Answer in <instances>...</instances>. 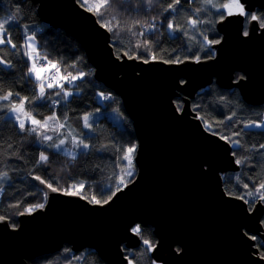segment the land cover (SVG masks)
<instances>
[{
	"label": "water",
	"instance_id": "95a60500",
	"mask_svg": "<svg viewBox=\"0 0 264 264\" xmlns=\"http://www.w3.org/2000/svg\"><path fill=\"white\" fill-rule=\"evenodd\" d=\"M34 1L42 21L79 41L96 80L122 99L138 139L137 174L106 204L52 191L32 177L48 199L43 208L20 214L17 226L0 216V264H29L65 244L95 249L108 264H129L125 247L143 244L131 229L146 224L158 237L151 257L163 264H264L251 238H264V201L250 206L227 192L223 174L241 168L233 145L206 128L191 106L213 82L239 89L250 104H264V29L253 32L249 24L244 36V17L218 20L223 37L214 58L145 63L137 55H117L111 32L78 0ZM242 2L248 12L264 10V0Z\"/></svg>",
	"mask_w": 264,
	"mask_h": 264
},
{
	"label": "trees",
	"instance_id": "16d2710c",
	"mask_svg": "<svg viewBox=\"0 0 264 264\" xmlns=\"http://www.w3.org/2000/svg\"><path fill=\"white\" fill-rule=\"evenodd\" d=\"M174 0H154L148 5L146 0H111V7L104 13V19L98 17L101 23L110 20L113 16L114 31L111 32V40L117 55L127 53L137 55L139 58L150 60L163 59L175 61L194 58L199 55L201 59L212 57L216 53L214 48L203 47V39L199 33L191 31L187 24L190 19H196V9H201L198 18L211 23H201L202 32L209 39H220L221 34L216 28L218 14L202 4V0H181L177 5V13L171 14L164 11L169 3ZM13 15L20 27L12 32L13 42L19 48L22 41L18 34L25 25L28 33H34L37 38V47L40 52L47 53L48 59L54 62L60 61L61 74L65 66L76 65V69L68 68V71L76 75L78 72L87 73L82 80H77L74 85L65 83V88L73 92L67 98L51 96L43 101L36 100L38 88L33 83V78H26L27 66L30 61L23 56L22 52L9 50L7 45L0 46L5 52L0 53L6 64L0 65V95L12 92L10 101L0 100V173L7 172L6 179L0 181V216L9 220L12 226L19 223V215L27 212L26 209L35 205L46 203V191L32 181V177H41L44 183L52 187L69 192L71 185L76 181H84L85 184L80 192L86 198L96 199L103 203L113 196L119 177L128 171V162L122 157L128 148L136 150L138 139L135 133L133 121L124 108L122 99L112 89L106 87L94 77V68L89 62L86 52L71 34L61 28L53 27L42 21L38 12V3L34 0H0V17ZM262 17V12L260 11ZM155 17V20L152 18ZM182 29H187V34L172 32L167 28L169 20ZM120 27L115 28L116 22ZM139 21L140 23H136ZM155 24V29L143 27V25ZM131 28V31H129ZM143 32V35L140 33ZM175 37V38H174ZM140 45V47H137ZM147 49V50H146ZM15 53V54H14ZM27 62V65H26ZM10 65V67H9ZM240 76V73L236 74ZM79 85V87H76ZM58 89H46L52 94ZM114 97L107 100L100 95ZM28 97L31 103L25 104L38 120L48 117L54 113L61 123L70 126L76 131L81 140L88 144V149L79 150L77 154H70L55 147L56 138H61L59 132L53 133L46 144H41L35 133L19 130L18 122L9 116L6 107L12 102L19 103L16 97ZM100 98H95V96ZM52 101H59L53 104ZM177 106L183 105V96L175 98ZM193 109L202 121L211 124V130L220 135L238 140L239 146L233 145V152L237 160H241V168L238 171L223 174L224 187L229 194L243 196L249 205L257 201L256 190L264 183V128H246V124L253 121H261L264 117V104L254 105L246 102L239 89H226L213 82L201 89L192 101ZM118 107L124 114L123 125L116 124L109 116L103 115L97 121H92V130L83 125V115L99 108ZM30 125L26 123V128ZM209 129V128H208ZM64 134V135H63ZM66 136L67 130L60 136ZM48 157L47 161L41 162L40 155ZM135 151L131 153L132 168L134 174L127 179L130 182L137 171V165L133 160ZM248 187L245 188L244 185ZM77 192V190H74ZM252 192V196L247 193ZM255 198V199H253ZM264 224V216H263ZM141 237L151 241L154 246L157 236L152 225H142ZM256 246L259 247L260 255H264V241L256 235ZM129 252L132 264H152L151 250L142 244L139 248H126ZM132 252V253H130ZM29 264H108L103 260L98 251L87 248L82 251H74L69 244L54 252L41 255L29 262Z\"/></svg>",
	"mask_w": 264,
	"mask_h": 264
},
{
	"label": "snow or ice",
	"instance_id": "6c2138e0",
	"mask_svg": "<svg viewBox=\"0 0 264 264\" xmlns=\"http://www.w3.org/2000/svg\"><path fill=\"white\" fill-rule=\"evenodd\" d=\"M80 7L84 8L88 12H92L94 15L104 19V13L108 10L109 7H111V0H78ZM154 0H146V3L148 5H152ZM158 3L159 0H156ZM181 3V0H174V2L169 3L167 7L164 9V11H170L171 14L177 13V5ZM202 4L206 7H209L211 9L217 10L221 23L224 22V20L228 19L229 17H244L246 18L243 22L248 24H253V32L258 31L260 29H264V18L261 16L250 14L245 7V3L242 2V0H228V2L224 3L221 2V0H202ZM201 9H196L197 18L196 19H190L187 21V24L192 29H196L197 25L201 23H211V21H202L198 18V14ZM155 20V17L152 18ZM116 20V17L113 16L112 19L104 20V23H102V27L107 28L108 31H114L113 28V21ZM137 24L140 23L139 21L136 22ZM20 27L19 23L16 22V17L13 15H9L8 17H0V46L7 45L9 50H17V52H22L24 57H27V61H30V66H27V77L26 78H33V83L36 84L38 88V95L35 96L36 100L43 101L45 97H47L49 100L51 99L52 95H55L57 97H63L65 101H67V98L73 95V92L69 89L65 88V83L69 85H74L77 80H82L85 75H88L87 73L78 72L76 75H73L72 72L68 71V68H72L73 70L76 69V65H68L65 66L63 69V72L66 73L64 75L61 74V67L60 64L62 62L48 59V54L41 53L40 50L37 47V41L36 36L34 33L29 34L27 30V25H25L23 28H21L20 33L18 34L19 39L22 41L19 48H17V44L13 42L12 39V32L9 30V28H12L15 30L16 28ZM119 22L117 21L115 24V28H119ZM143 27L149 28L150 30L155 29L156 25L153 23L151 25H143ZM167 28L172 32H181L182 34H187V29H182L179 27V25H174L172 20L170 19ZM129 31H131V28H129ZM140 35H143V32L140 33ZM199 35L203 39V47L207 49L213 48L215 45L220 44V39H209V37L204 33L200 32ZM244 36H248L249 32L244 31ZM175 38V37H174ZM137 47H140V45H137ZM147 50V49H146ZM5 49L0 48V53H4ZM15 54V53H14ZM127 55V53H125ZM212 56L214 58V53H212ZM131 58V57H130ZM155 59V56L152 57ZM43 61V63H41ZM194 61L196 63L201 62V57L199 55L194 56ZM145 63H148L149 61L145 60ZM165 63H168L169 61H164ZM174 63H182L183 61L177 59L175 61H172ZM7 61L3 59L2 56H0V65L6 64ZM27 65V62H26ZM10 67V65H9ZM76 87H79V85H76ZM46 89H58V91H55L52 94H48L46 92ZM17 99L19 100V103L12 102L6 107L8 108L9 112L13 114L14 121H19L18 128L19 130L27 131L28 133H35L38 138L44 140V141H50L52 140V137L47 135L48 131H55V128L50 127V122L56 123L58 128H63L65 125L62 123H59V118L53 114L51 116H48L46 118H43V120L36 119L33 114L30 111H27L25 108V104L31 103L32 101L29 100L28 97H20L19 93L15 94ZM103 96V93H101ZM13 96L12 92H7L4 95H0V100L3 101H10ZM105 99H108L109 97L105 96ZM53 104L58 103L59 101H52ZM0 107H5L0 105ZM90 115V114H89ZM89 115L83 116L84 126L90 127L89 121ZM203 119V117H201ZM26 122L30 125L26 128ZM259 127L264 128V119L261 120L260 123H256L253 121L251 124H246V128L250 127ZM211 124L206 123V128H211ZM215 134V133H214ZM221 139L227 140L230 143L239 146L240 142L238 140H232L230 137L227 136H221ZM74 143L77 144V146L82 145L84 148H87L88 145L84 144L82 140L76 141L75 138H73ZM65 143V140L61 139L58 144H52L49 145V147H55L57 149H60L61 145ZM260 148H264V144L259 146ZM135 151L134 147L128 148L124 156L122 157L123 160L127 161V168L128 171L124 173V175H121L119 177V182L116 185L115 191L113 192V195H115L116 192H119L122 190L121 186H126L125 176H131L132 175V156L131 153ZM48 157L41 154L39 157V160L41 162L47 161ZM237 164L242 163L241 160H236ZM8 176L7 172L0 173V181L6 179ZM37 180H40L41 183H44V181L41 180V177L37 176ZM48 188H51L52 191H57L56 188H53L51 184L47 185ZM72 187H76L75 185ZM79 187H83V185H80ZM245 188L248 187L247 184L244 185ZM67 194L72 195L73 192L69 191ZM248 196H252V192L247 193ZM256 196L257 199L260 201H264V183H261L259 185V189L256 190ZM112 197L110 196L107 200H104L103 203H108L109 200ZM239 199H244L243 196L239 197ZM92 200L100 204L101 201L96 199L95 196L92 197ZM35 207L43 208L44 205H35ZM27 212H32L33 208L29 207L26 209ZM2 219V217H0ZM131 231L137 235H140L142 232V228L140 225L134 226ZM253 240L256 239L255 236L251 237ZM144 244L148 246L147 250H152L153 245L151 241L145 239ZM261 259H264V255H261ZM129 264H132L130 261Z\"/></svg>",
	"mask_w": 264,
	"mask_h": 264
},
{
	"label": "rangeland",
	"instance_id": "374dc122",
	"mask_svg": "<svg viewBox=\"0 0 264 264\" xmlns=\"http://www.w3.org/2000/svg\"><path fill=\"white\" fill-rule=\"evenodd\" d=\"M214 2H215V0H214ZM221 2L226 3V2H228V0H221ZM213 10L214 11H217L215 9H213ZM251 14H252V12H251ZM189 30L195 31L197 33H200V32H202V24L197 25V28L196 29H192L191 27H189L188 31ZM36 41H37V38H36ZM99 93L101 95L102 92H99ZM103 96H104V93H103ZM102 99H103V97H102ZM53 114L54 113L50 114L49 116H51ZM85 115H89V121H88V123L90 124V127H86L88 130H92L91 122L92 121H97L103 115L109 116L118 125H123V123H124V114H123V112L118 107H113V108H99V109H96V110H94L92 112L86 113L83 116H85ZM9 116H12L14 118L13 114H11L10 112H9ZM263 119H264V117H263ZM17 122L19 124V121H17ZM58 122L61 123L60 121H58ZM255 122L256 123H260L261 121H255ZM83 125H84V121H83ZM50 127L56 129L55 132L53 133V135L55 133H57V131H58L59 132V136L58 137H61V138H56L54 140V144H58L61 139L65 140V143L63 145H61L60 150H63V151H65L67 153H70V154H77L79 150H81V149H87L88 148V147L87 148H84L82 145L77 146V144L74 143L73 138H75V140L77 142L80 141L81 138L76 134V131L74 129H72L70 126H64L63 128H58L57 125H56V123L50 122ZM250 128L261 129L259 127H254V126L253 127H250ZM65 130H67V135L66 136H63L64 135L63 134L62 136H60L61 133L63 131H65ZM52 132L53 131H48L47 132V135L50 136V134ZM39 142L44 145V144L48 143L49 141H44V140H42V139L39 138ZM83 143L86 144V145H88L85 142H83ZM135 152H136V150H135ZM133 160H134V157H133ZM131 171H132V174H134V170H131ZM136 174H137V171L135 172V176H136ZM124 178H125L126 184L129 183V182H127V179L130 178V176H125ZM84 184H85L84 181H76L73 185H71L70 191L71 192H75L74 190H77L76 193H80V192H78L81 189V187H79V186L80 185H84ZM74 185L76 187H72ZM121 187H123V186H121ZM253 199H255V198H253ZM143 244H144V242H143ZM131 250H133V249H130V251ZM130 253H132V252H130ZM128 254H129V252H128ZM152 261H153L152 264H163L162 262H158V261L154 260L153 258H152Z\"/></svg>",
	"mask_w": 264,
	"mask_h": 264
},
{
	"label": "bare ground",
	"instance_id": "6f19581e",
	"mask_svg": "<svg viewBox=\"0 0 264 264\" xmlns=\"http://www.w3.org/2000/svg\"><path fill=\"white\" fill-rule=\"evenodd\" d=\"M247 10V9H246ZM248 11V10H247ZM260 11L262 12V18H264V10L263 9H260L259 7H257L254 11H251L252 12V14H255V15H258V16H260ZM217 14H218V12L217 11H215ZM251 12H249L250 14H251ZM246 19V18H245ZM99 20V19H98ZM218 20L220 21V16H219V14H218ZM218 20L216 21V28H217V23H218ZM249 24L248 23H245V31L247 30V26H248ZM217 30H218V28H217ZM220 33V32H219ZM221 34V33H220ZM222 37H223V34H221V38H220V40L222 39ZM130 56H133V55H130ZM187 59H192V60H194V58H187ZM187 59H184V60H187ZM151 60V59H150ZM159 60H163V59H159ZM184 60H181V61H184ZM166 61V60H165ZM170 62H172V61H170ZM239 76H236V78H238ZM177 97V96H176ZM175 97V98H176ZM195 97H196V95H195ZM195 97H193V98H191V106H192V109H193V104H192V101H193V99L195 98ZM113 99H114V97H113ZM185 104V100H184V98H183V105ZM183 105L181 106V107H179V106H177V104H176V106L178 107V109L179 110H181L182 109V107H183ZM193 111H195L194 109H193ZM196 112V111H195ZM88 149V148H87ZM81 150H86V149H81ZM66 192V191H65ZM79 194H81V193H79ZM82 195V194H81ZM83 196V195H82ZM85 197V196H84ZM46 198L48 199V196H47V193H46ZM46 199V200H47ZM88 199V198H87ZM90 200V199H89ZM36 209V208H35ZM19 219V218H18ZM19 224V223H18ZM141 226V225H140ZM156 234V233H155ZM141 235V234H140ZM157 236V235H156ZM263 241H264V238H262V237H260ZM157 239H158V237H157Z\"/></svg>",
	"mask_w": 264,
	"mask_h": 264
},
{
	"label": "built area",
	"instance_id": "2783aa9c",
	"mask_svg": "<svg viewBox=\"0 0 264 264\" xmlns=\"http://www.w3.org/2000/svg\"><path fill=\"white\" fill-rule=\"evenodd\" d=\"M41 63H43V61H41ZM105 96L109 97L107 100L113 99V96H111V95H105ZM105 96H102V97H105ZM95 98H100V97L97 95V96H95Z\"/></svg>",
	"mask_w": 264,
	"mask_h": 264
},
{
	"label": "clouds",
	"instance_id": "9594fccd",
	"mask_svg": "<svg viewBox=\"0 0 264 264\" xmlns=\"http://www.w3.org/2000/svg\"><path fill=\"white\" fill-rule=\"evenodd\" d=\"M248 202H249V201H248ZM255 202H256V201H255ZM255 202H253V204H254ZM253 204H252V205H253ZM252 205H251V206H252Z\"/></svg>",
	"mask_w": 264,
	"mask_h": 264
}]
</instances>
